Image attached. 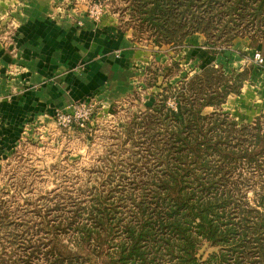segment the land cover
Segmentation results:
<instances>
[{"label":"trees","instance_id":"1","mask_svg":"<svg viewBox=\"0 0 264 264\" xmlns=\"http://www.w3.org/2000/svg\"><path fill=\"white\" fill-rule=\"evenodd\" d=\"M124 1L134 33L146 31L156 45L178 43L196 32L215 40L225 35L227 41L249 32L264 41V0ZM244 80V72L224 75L206 66L176 91L175 109L166 107L163 97L148 107V116H160L150 119L149 127L164 125L147 150L152 162L162 165L146 172H152L147 174L151 183L136 190L129 188L136 184L96 188L83 208L85 216L61 221L62 231L78 229L74 248L62 247L52 235L39 264H252L255 257L264 259V170L238 168L241 161L264 163L262 126L258 118L253 125H239L218 111L203 112L218 108ZM204 243L217 247L205 259L198 255Z\"/></svg>","mask_w":264,"mask_h":264},{"label":"rangeland","instance_id":"2","mask_svg":"<svg viewBox=\"0 0 264 264\" xmlns=\"http://www.w3.org/2000/svg\"><path fill=\"white\" fill-rule=\"evenodd\" d=\"M42 2L49 6L46 12L53 19L73 20L82 27L85 22L99 23L107 17L129 30L134 39L155 47L162 45H156L144 30L134 33L132 27L135 25L124 11V0ZM5 22L9 26L16 23L5 19L4 13L0 14L1 28L6 29ZM250 35L241 32L227 41L225 35L215 40L200 32L193 33L188 38L200 37L195 40H200L196 43L200 47L198 53L202 55L200 61L197 54L191 60L185 55L183 58L179 56L163 72L156 67L151 72H142L140 78L133 80L132 91L120 98L77 100L66 108L52 111L47 108L40 117H28L14 141L0 143V264L41 263L52 235L58 236L62 247L73 249L78 229L65 228L62 231L61 221L73 215L78 219L85 216L83 208L96 188L115 186L120 190L136 184L129 187L136 190L151 183L147 174L162 165L152 162L153 156L147 150L154 147L156 135L153 134L160 135L164 125L158 122L149 127L150 119L160 116H148L151 111L148 107L163 97L165 106L175 109L176 91L195 73L189 71L201 67L196 71L200 72L204 67L212 66L224 75L244 72L245 80L237 93L229 94L223 106L221 104L216 109L206 107L203 112L218 111L239 125H253L258 118L264 131V41ZM183 40L164 44H169L174 52L195 45L192 41L184 44ZM214 40L217 42L214 45L207 43ZM12 67L6 72H15ZM77 103L93 106L84 126L58 125V114L73 113ZM140 122L143 125L138 124ZM152 166L155 169L146 173L153 169ZM238 168L260 173L259 170H264V163L257 167L254 162L245 164L241 161ZM138 170H141L139 174ZM247 199L253 202L251 190L247 191ZM115 244L117 242H111L109 246ZM216 250V246L204 243L198 255L205 259ZM107 257H104L105 263ZM255 258L252 264H264V259Z\"/></svg>","mask_w":264,"mask_h":264},{"label":"crops","instance_id":"3","mask_svg":"<svg viewBox=\"0 0 264 264\" xmlns=\"http://www.w3.org/2000/svg\"><path fill=\"white\" fill-rule=\"evenodd\" d=\"M46 11L42 0H0V14L16 21L5 22L6 29L0 25V143L14 141L25 120L47 108L88 98L117 99L132 91L142 72L153 67L163 72L179 56L202 59L200 40L195 41L200 37L187 36L183 43L195 45L174 52L169 44L155 47L134 39L107 17L78 27ZM8 67L17 72H6Z\"/></svg>","mask_w":264,"mask_h":264},{"label":"built area","instance_id":"4","mask_svg":"<svg viewBox=\"0 0 264 264\" xmlns=\"http://www.w3.org/2000/svg\"><path fill=\"white\" fill-rule=\"evenodd\" d=\"M98 4H95L97 6ZM101 6V5H100ZM259 56V54H257ZM261 60V59H260ZM92 104L87 103H77L74 106V112L70 113H61L57 116V124L62 127H70L71 124H76L79 127H83L85 122L88 120L91 110Z\"/></svg>","mask_w":264,"mask_h":264}]
</instances>
